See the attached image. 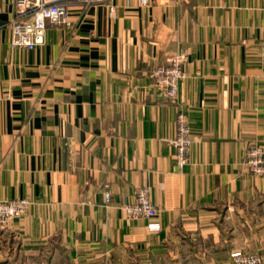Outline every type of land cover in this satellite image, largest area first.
<instances>
[{"label":"crops","instance_id":"1","mask_svg":"<svg viewBox=\"0 0 264 264\" xmlns=\"http://www.w3.org/2000/svg\"><path fill=\"white\" fill-rule=\"evenodd\" d=\"M13 11L0 0V200L31 203L0 228V264H264V177L243 166L264 141V0L76 3L34 49L9 47ZM176 53L172 102L151 71ZM140 187L152 218L121 208Z\"/></svg>","mask_w":264,"mask_h":264},{"label":"built area","instance_id":"2","mask_svg":"<svg viewBox=\"0 0 264 264\" xmlns=\"http://www.w3.org/2000/svg\"><path fill=\"white\" fill-rule=\"evenodd\" d=\"M92 1L94 0H13V16L8 22L9 47L34 49L43 44L48 27L69 25L68 15L72 5L79 3L85 7ZM140 3L147 5L149 0H140ZM260 49L264 51V41L260 43ZM184 60L183 53H176L167 63L159 64L151 71L153 86L172 102L177 101L179 81L185 77ZM168 142L174 149L176 168L182 169L188 163L192 135L188 116L180 106L175 116V133ZM243 166L252 174L264 177V141H255L247 147ZM108 197L106 192L105 198ZM30 203L27 198L0 200V228L25 214ZM121 208L131 218H152L157 212L147 187L135 189L133 201L123 203ZM151 227L155 228L156 225L152 224ZM231 264H262V259L257 253L237 250L231 254Z\"/></svg>","mask_w":264,"mask_h":264}]
</instances>
